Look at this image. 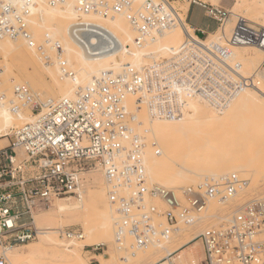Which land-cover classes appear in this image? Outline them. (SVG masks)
Listing matches in <instances>:
<instances>
[{"label": "built area", "instance_id": "1", "mask_svg": "<svg viewBox=\"0 0 264 264\" xmlns=\"http://www.w3.org/2000/svg\"><path fill=\"white\" fill-rule=\"evenodd\" d=\"M39 2L49 6L72 3L79 13L102 18L123 15L135 32L136 44L185 23L190 25L194 6L203 10L215 29L229 17L226 11L195 0L186 14L171 0H143L140 4L139 0H0V38L39 46L42 62L57 65L64 79L75 74L60 42L46 34L43 44L37 46L29 28ZM105 32L75 28L73 36L95 57L120 46ZM193 34L194 38L188 36L163 60L102 72L74 98L40 99L24 85L13 87L14 100L7 101L0 92L1 103L18 115L27 110L31 118L11 129L6 136L8 145L0 148V264H11L8 249L38 238L40 232L32 218L35 202L75 198L84 190L86 176L97 171L104 177L116 214L118 248L130 253L159 246L176 236L180 226H198L200 215L214 201L232 211L217 226H208L194 236L190 242L194 244V264H264V193L230 204L245 185L235 174L177 190L146 185L145 141L133 126L137 115L136 110H129L128 97H135L136 109L146 107L156 119H177L189 98L222 110L252 85V78L242 75L240 64L233 61L231 46L252 45L264 52L261 27L238 24L224 43H206L207 32L202 29L193 28ZM91 36L99 42L89 40L86 45L83 40ZM260 71L264 73V59ZM63 235L69 240L83 237L78 227L67 228ZM88 248L96 251L99 247ZM174 255L172 252L162 261L178 264Z\"/></svg>", "mask_w": 264, "mask_h": 264}, {"label": "bare ground", "instance_id": "2", "mask_svg": "<svg viewBox=\"0 0 264 264\" xmlns=\"http://www.w3.org/2000/svg\"><path fill=\"white\" fill-rule=\"evenodd\" d=\"M141 1L143 0H139L138 4ZM191 1L188 2L185 12H187ZM195 1H203V4L209 3L211 7L222 10L212 3L214 0ZM227 13L229 17L215 33L207 35L206 43L226 42L230 39L235 27L247 20L264 29V2L261 0H233V6ZM235 21L237 22L234 26ZM29 28L37 46L43 44L46 34L60 42L64 49L65 59L75 76L72 79H64L61 77L57 65L44 64L40 57L39 46H30L22 40L0 38V57L4 61L2 64L4 70L0 72L2 77L0 88L6 87L0 92L5 95L7 101L14 100L13 87L22 85L20 83L28 87L36 96L42 95L41 92L33 90L39 87L37 71H41V75L50 80L47 86L48 89H53L50 95L74 98L81 89L102 72L117 71L122 65L140 68L149 65L150 62L163 60L169 57L188 36L195 37L193 27L185 23L184 27L180 25L153 40L148 39L136 44L135 32L123 15L102 18L92 13H79L74 9L72 3L49 6L44 2H39L30 16ZM75 28H84L85 30L97 28L106 31L109 38H115L120 46L102 56H89L85 48L74 39ZM89 40L93 44L99 42L95 36L88 37L83 41L89 45ZM102 46L103 44H101ZM104 47L105 45L102 48ZM231 48L233 61L240 64L242 75L252 78V85L234 97L229 104L242 100L245 105L237 108L249 113L250 118L238 121L232 118L227 119L228 121L224 118H217L213 113L221 110L211 108L197 98H189L182 108V114L177 119H156L149 115L146 107L136 109L135 97H128L129 110H136L137 115V122L133 126L145 141L143 162L148 187H173L174 190H177L182 187H195L206 179H222L225 175L236 173L237 176L243 177L245 184L243 191L254 179L255 175L253 174L259 173V168L255 167V169L252 163L238 155L241 152L237 149L242 147L243 150L246 144L253 143L250 145L251 149L254 143L256 145L255 140H259V137L263 139L264 136V73L259 71L264 59V52L261 48L252 45H234ZM23 60L30 61L33 70L29 73L26 68L22 75L16 74L12 64ZM3 73L6 75L2 76ZM27 114L29 115V111ZM27 114L13 113L11 108L0 102V122L10 119V116L14 115L17 117V122L20 123L13 128L28 122L31 118ZM245 121H251L253 125L245 126L244 135L238 134L237 132L243 128L241 124ZM9 132L0 136V147L5 141L3 138ZM192 133L196 135L195 138L193 136L189 138ZM252 133H255L253 137ZM256 135L258 136L256 137ZM252 138L254 139L252 140ZM261 142L262 140H260ZM233 144L236 145L231 149ZM230 149L231 151L234 149L235 153L230 152ZM250 149L249 154H252L253 148L251 151ZM89 176L91 181L95 182V186L89 190L81 191L77 198L39 201L35 202L32 207L33 224L40 232L38 236L40 243H46L56 250H61L64 253L62 256L65 258L64 264H87L81 257L85 248L103 245L108 246L106 252L108 258H105L104 254H99L95 257L99 264H107L109 262L107 260L113 258L112 248L121 258L134 253L152 256L155 261L151 264L162 262V259L172 252H175L173 259L178 261V264H194L196 262L192 252L194 244H190V242L194 239L191 233L199 226H180V231L176 236L159 246L151 245L147 249L130 253L118 248L115 245L114 237L116 214L108 198L104 177L99 171L92 172ZM52 204L54 210L36 214L44 208H51ZM157 204L159 207L163 206L159 202ZM218 205L217 202L212 201L208 204L207 210L212 211ZM207 210L200 215V221L216 218L218 224L221 219L226 218L211 214ZM67 223L82 224V239L69 240L63 235L66 229L64 231L62 229ZM217 224L212 226H217ZM200 227H202L200 228V232H202L207 226L202 224ZM60 235L69 242H59L57 237ZM31 253L32 255L41 254L36 250ZM6 256L9 262L12 260L17 262L20 258L18 248L8 249ZM38 260L40 262L38 264H46L42 263V259ZM161 264H165V262Z\"/></svg>", "mask_w": 264, "mask_h": 264}, {"label": "rangeland", "instance_id": "3", "mask_svg": "<svg viewBox=\"0 0 264 264\" xmlns=\"http://www.w3.org/2000/svg\"><path fill=\"white\" fill-rule=\"evenodd\" d=\"M171 1H174L176 3V5L179 6L183 10V13L186 14L185 9L188 6V2L190 0H171ZM200 2H203V1H200ZM212 3H214L217 8H220V9L225 10L227 12L229 10H231V8L233 6V0H214ZM207 5L211 6L209 3H207ZM204 21H205V19H204V15H203V10L200 7H198V6H194L192 8L190 16H189L190 25L192 27H200V26H203ZM236 22L237 21L234 22V26L236 25L235 24ZM245 24L248 27H255V26L261 27L259 25H256V24L250 22L249 20H247L245 22ZM220 27L221 26H218L214 30V32H211V34L215 33ZM261 28H263V27H261ZM208 34H210V33H207V35ZM2 64H4V61L0 57V72H2L4 70V68L2 67L3 66ZM12 67H13V71L16 74H19V75H22L23 74V70L26 69V68H27L26 71H28L29 73H31L32 70H33L32 69L33 66H32L31 62L27 61V60L18 61L16 63H13ZM37 73H39V75H38V78H39V85L38 86L39 87L35 88L33 90H34V92H41L42 95H39V96L37 95L38 98H40V99L55 98L56 99L58 97H61L59 95H50V92L51 91L53 92V89H48L47 88V86L49 85L50 80H48V78H44L41 75L42 74L41 71H37ZM260 73H261V71H260ZM5 75H6V73H3L2 76H5ZM0 81H2V77L1 76H0ZM20 84L23 85V83H20ZM83 86H85V85H83ZM5 88L6 87H1L0 90H5ZM242 105H245V102L240 100V102H237V103L234 102V104H228L226 106V109H223L221 111H215L213 114L217 118H224L226 120L227 119L229 120L230 118H232L233 120H236V121L243 120L245 118H248L250 116V114L247 113L245 110H242L241 108L240 109L237 108L239 106L242 107ZM26 111L27 110H23V115L27 114L28 111L27 112ZM29 115H30V112H29ZM19 123L17 122V117L16 116L14 117V115L13 116L11 115L10 119L1 121L0 122V136L8 133V131H10V129H12L14 126H18ZM252 123L253 122H251V121L243 122L241 124V127H243V128L241 129V131L239 130V132H237V133L241 134V135H244L245 131H246L245 130V126H247V127L248 126H252L253 125ZM236 125H239V124L236 123ZM254 135H255V133L252 135V137ZM192 136L194 138L196 137V135L194 133H192L189 138H191ZM257 136L258 135H256V137ZM259 138H260L259 140L258 139L255 140L256 145L254 143V146H251V149H250V145L253 144V143H250V145L246 144L245 145L246 148L244 147L243 150L241 149L242 147L237 149L239 152H241L240 154L238 153V155H241L242 157L245 158V160H247L250 163H252L254 168L255 167L257 169L259 168V173L253 174V175H255L254 179H253L254 181L252 180L253 183L251 182L250 185L248 184L249 186L248 187L246 186L247 188L244 189L243 192L240 191L237 194V196L234 197L233 201L230 204H241V203L246 202V201H248L249 199H251V198H253L255 196H258L259 194L264 193V136H263V139H261V137H259ZM3 139H5V141L3 142V144H2V146L0 148L6 147L8 145V139L6 137H4ZM253 139L254 138H252V140ZM260 140H262L261 143H260ZM234 145H236V144L231 145V149L234 147ZM258 146H259V148H258ZM252 148H253V150H252ZM231 149H230V152H232V153L234 152L235 153V150L233 149L231 151ZM249 149H250V151L252 150V152H251L252 154H249ZM240 150H242V151H240ZM236 154H237V151H236ZM226 155H228V154H226ZM232 174L237 175L236 173H232ZM89 175L86 177V187L84 188V191L85 190H89V189H91L92 187L95 186V182L93 180L91 181ZM225 176H227V175H225ZM238 177L243 180V177H241L240 175H238ZM163 188L175 189L173 187H163ZM75 198H77V197H75ZM156 205H158V204L156 203ZM54 209L55 208L53 207V204H52L51 208H47V209L44 208L41 211H39L38 213H36V214L39 215V214H41L43 212L51 211V210H54ZM207 211L210 212L211 214H214V215L223 216V215H226V214L230 213L232 211V208L228 207V206L227 207H222V206L218 205V206H216V208L214 210L210 211V209H208ZM202 224H204L207 227L208 226H212L214 224L216 225L217 224V220H216V218H208V219H206L204 221L203 220L200 221V223L198 225L199 227H197L195 229V231H193L191 233L192 234L191 236L194 237L197 233L200 232V228H202L200 226H202ZM70 227L81 228L82 232H83V226H82L81 223H67V225H65L62 230L64 231L65 229L70 228ZM57 238H58L59 242L60 241L69 242V241H66L64 238H62L61 235L58 236ZM76 242H79V241H76ZM26 245H28V246L16 247V248H18V251H19V254H20V258L18 259L17 262L12 260L10 263H12V264H38V263H40V262H38L39 261L38 259H42L43 260L42 263H46V264H53V263L54 264L55 263L56 264L57 263L58 264H62V263L64 264V262H65V258L62 257L64 253L61 250L54 249L52 246H49L46 243H40V237H38L35 241H33V242L29 243V244H26ZM92 247L93 248L94 247H99V248L96 251H93L91 248H88V249L85 248L84 252H82V254H81L82 259L84 261H86L87 264H99L98 260L95 258L99 254H104V257L108 258V254L106 253L108 251V248H107L108 246L107 245L92 246ZM34 250L39 251V253H41V254L40 255H38V254L32 255L31 252L34 251ZM112 254H113L112 255L113 258H110L109 260H107V261H109L107 264H151L152 262L155 261V258L152 257V256H148V255H145V254H136V253L130 254L129 256H127L125 258H121V257H118V255L116 253V250L113 249V248H112ZM162 262H160L158 264H161Z\"/></svg>", "mask_w": 264, "mask_h": 264}, {"label": "crops", "instance_id": "4", "mask_svg": "<svg viewBox=\"0 0 264 264\" xmlns=\"http://www.w3.org/2000/svg\"><path fill=\"white\" fill-rule=\"evenodd\" d=\"M204 19H205V21L203 23V26L193 27V28L202 29V30L206 31L207 33L214 32L215 25L210 20L206 19L205 17H204Z\"/></svg>", "mask_w": 264, "mask_h": 264}]
</instances>
